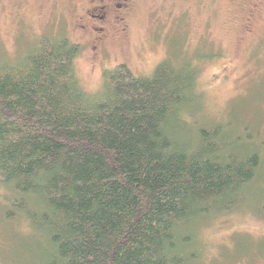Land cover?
Returning <instances> with one entry per match:
<instances>
[{
	"label": "trees",
	"instance_id": "1",
	"mask_svg": "<svg viewBox=\"0 0 264 264\" xmlns=\"http://www.w3.org/2000/svg\"><path fill=\"white\" fill-rule=\"evenodd\" d=\"M77 53L45 39L0 66V184L44 237L38 262L189 264L194 225L243 206L259 179L264 190L259 150L228 141L225 127L176 140L194 100L190 63L165 61L151 78L121 66L91 96Z\"/></svg>",
	"mask_w": 264,
	"mask_h": 264
},
{
	"label": "rangeland",
	"instance_id": "2",
	"mask_svg": "<svg viewBox=\"0 0 264 264\" xmlns=\"http://www.w3.org/2000/svg\"><path fill=\"white\" fill-rule=\"evenodd\" d=\"M263 3L250 18L249 0H131L127 33L103 58L93 51L95 35L76 29L78 22L64 0H0V66L22 62L42 40L66 39L78 47L74 68L82 88L98 96L117 65L126 63L136 77L151 78L165 61L180 67L190 63L197 75L194 100L173 131L176 140L195 143L199 130L225 127L228 141L259 150L258 175L263 176ZM259 180L233 213L194 225L198 254L189 264H264ZM19 198L0 184V264H40L49 248L38 228L27 225L25 209L15 203Z\"/></svg>",
	"mask_w": 264,
	"mask_h": 264
},
{
	"label": "flooded vegetation",
	"instance_id": "3",
	"mask_svg": "<svg viewBox=\"0 0 264 264\" xmlns=\"http://www.w3.org/2000/svg\"><path fill=\"white\" fill-rule=\"evenodd\" d=\"M51 3L53 0H43ZM71 8L75 20L78 24L76 29L95 35L93 51L96 56L106 57V53L123 34L127 33L126 18L130 13L131 0H64ZM251 4L248 16L253 17L260 8L264 0H249ZM264 4V3H263ZM92 32H91V31ZM250 31V27L245 29ZM124 66L126 63L115 66L114 68ZM113 68V70H115Z\"/></svg>",
	"mask_w": 264,
	"mask_h": 264
}]
</instances>
